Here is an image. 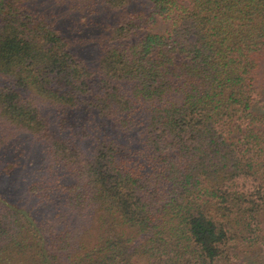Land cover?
I'll return each mask as SVG.
<instances>
[{
  "label": "trees",
  "instance_id": "16d2710c",
  "mask_svg": "<svg viewBox=\"0 0 264 264\" xmlns=\"http://www.w3.org/2000/svg\"><path fill=\"white\" fill-rule=\"evenodd\" d=\"M87 3L0 0V264H264V0Z\"/></svg>",
  "mask_w": 264,
  "mask_h": 264
},
{
  "label": "rangeland",
  "instance_id": "374dc122",
  "mask_svg": "<svg viewBox=\"0 0 264 264\" xmlns=\"http://www.w3.org/2000/svg\"><path fill=\"white\" fill-rule=\"evenodd\" d=\"M18 1V0H17ZM26 8L60 29L68 39L72 51L89 62L94 61L97 49L105 42L109 15L101 8L89 12L87 0H19ZM84 10V11H83Z\"/></svg>",
  "mask_w": 264,
  "mask_h": 264
}]
</instances>
